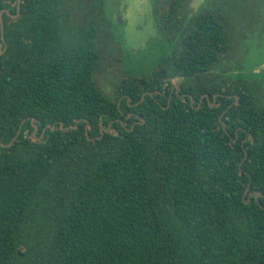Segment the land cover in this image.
<instances>
[{"label": "trees", "instance_id": "obj_1", "mask_svg": "<svg viewBox=\"0 0 264 264\" xmlns=\"http://www.w3.org/2000/svg\"><path fill=\"white\" fill-rule=\"evenodd\" d=\"M192 1L152 0L166 54L107 97L103 0H0V264H264V85L222 71L264 0Z\"/></svg>", "mask_w": 264, "mask_h": 264}, {"label": "rangeland", "instance_id": "obj_2", "mask_svg": "<svg viewBox=\"0 0 264 264\" xmlns=\"http://www.w3.org/2000/svg\"><path fill=\"white\" fill-rule=\"evenodd\" d=\"M203 2L193 0L192 9L198 11ZM152 6V0H103L101 16L96 13L99 24L95 43L100 68L94 80L107 97L115 95L122 79L146 73L166 54L167 44L157 36ZM259 35L244 40L236 37L224 73L241 74L247 81L264 85V34ZM179 81L172 82L176 85Z\"/></svg>", "mask_w": 264, "mask_h": 264}, {"label": "water", "instance_id": "obj_3", "mask_svg": "<svg viewBox=\"0 0 264 264\" xmlns=\"http://www.w3.org/2000/svg\"><path fill=\"white\" fill-rule=\"evenodd\" d=\"M20 3H21V0H17V14L19 13V8H20ZM3 13H7V11L6 10H2L1 12H0V36H1V39H0V54H2V52L5 50V48H6V45L4 44V36H3V23H2V19H1V17H2V14ZM8 14V13H7ZM16 14V15H17ZM117 23H118V20L116 21ZM3 48V49H2ZM179 89V87H177V90ZM236 100H237V98H236ZM214 106V104L212 103L211 104V107H213ZM221 120V119H220ZM52 129H53V127H52ZM248 140L250 141V142H252L253 141V137L252 136H250L249 138H248ZM234 142H235V140H233ZM242 146H243V148H244V144H242ZM244 152H245V155H244V158L242 159V161L240 162V164H239V169L240 170H242V163H243V161L246 159V157H247V152L245 151V149H244ZM249 185H248V187H247V191L249 190ZM259 193H254V192H250L249 193V195H248V199L246 200V203H249V201H250V199L251 198H254V200L256 201V202H258V198H259Z\"/></svg>", "mask_w": 264, "mask_h": 264}, {"label": "flooded vegetation", "instance_id": "obj_4", "mask_svg": "<svg viewBox=\"0 0 264 264\" xmlns=\"http://www.w3.org/2000/svg\"><path fill=\"white\" fill-rule=\"evenodd\" d=\"M116 21H117V20H116ZM96 28H97V27H96ZM5 50H6V48H5ZM5 50H4V51H5ZM4 51H3V52H4ZM3 52H2V54H3ZM2 54H0V56H1ZM177 87H179L178 84L175 85L176 93H178V91L180 90V87H179L178 90H177ZM213 104H214V103H213ZM210 106H211V104H210ZM220 119H221V118H220ZM14 139H15V138H14ZM14 139L11 140L9 143L0 142V148L3 149V150L9 148V147L11 146V144L13 143Z\"/></svg>", "mask_w": 264, "mask_h": 264}]
</instances>
